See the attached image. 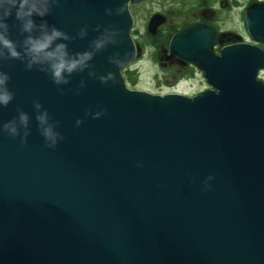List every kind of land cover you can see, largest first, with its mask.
Instances as JSON below:
<instances>
[{
	"label": "water",
	"instance_id": "obj_1",
	"mask_svg": "<svg viewBox=\"0 0 264 264\" xmlns=\"http://www.w3.org/2000/svg\"><path fill=\"white\" fill-rule=\"evenodd\" d=\"M129 1L0 0L18 53L0 42V264H264V49L214 54L216 31L192 23L169 51L211 87L131 88ZM244 17L264 41V1ZM61 55L76 66L56 77Z\"/></svg>",
	"mask_w": 264,
	"mask_h": 264
},
{
	"label": "flooded vegetation",
	"instance_id": "obj_2",
	"mask_svg": "<svg viewBox=\"0 0 264 264\" xmlns=\"http://www.w3.org/2000/svg\"><path fill=\"white\" fill-rule=\"evenodd\" d=\"M141 1L142 0L129 1V8L133 16V24L131 26L130 32L135 43V55L134 58L126 65V67H129V64H132V62L141 59L140 55L146 52L148 60L151 62L152 66H154L156 69H159L163 74L161 75L157 73V80L166 82L168 84H173L180 81L182 79L181 77L184 76L197 78L198 81L203 82L201 87L198 88L196 91H180L181 93L193 95L195 93H200L207 87H211V85L207 82L205 78L204 69L197 62L186 57L179 56L177 54H172L169 51V40L172 34L183 29L185 26L196 22L204 23L208 26H211L218 35L216 42L209 48L214 54H218L220 48L225 44L242 41L253 43L264 49L263 40L254 39L250 36L246 27L244 14L242 19V23L244 25L243 34H240L236 31L233 32L234 30H224L218 27L216 17L220 9L219 7L220 5H222V2L227 3L228 0H197V2L195 3L197 4V7H195L194 10L192 9L188 11L187 13H185L184 8V5H186V0H180L178 11L181 13L177 15L183 16L184 21L180 26L168 31H166V28L169 21L171 20V14L169 13L168 9L164 8H156L149 11L148 14H146L145 16V19L143 20V30H139L136 28L135 19L137 7L133 9L132 5L138 4ZM191 4L190 6L192 7L195 5L194 3L192 5ZM154 13H160L162 17L157 26L152 30L154 32H152L148 31L147 27L150 17ZM245 31L247 34L245 33ZM123 67L121 68V71ZM256 75L258 78L264 81V65L258 68Z\"/></svg>",
	"mask_w": 264,
	"mask_h": 264
},
{
	"label": "rangeland",
	"instance_id": "obj_3",
	"mask_svg": "<svg viewBox=\"0 0 264 264\" xmlns=\"http://www.w3.org/2000/svg\"><path fill=\"white\" fill-rule=\"evenodd\" d=\"M179 1L180 0H142L138 4L132 5L133 9L137 7L135 19L136 28L143 30V20L145 19L146 14L156 8L168 9L171 14V20L167 25L166 31L173 30L174 28L180 26L184 21V17L177 15L181 13L178 11ZM252 1L256 0H228L227 3L222 2L216 17L218 27L224 30H234L233 32L236 31L243 34L244 25L242 23V19L244 8ZM196 2L197 0H186V5H184L185 13L192 9L194 10L195 7H197V4H195ZM191 3H194L195 5L192 7L190 6ZM140 57L141 59L132 62V64H129V67H126L125 65L122 69L125 81L131 88L145 89L152 93H165L168 91L191 92L196 91L203 84V82L198 81L197 78L184 76L181 77L182 79L180 81L173 84L159 81L156 78L157 73L161 75L163 74L159 69L152 66L151 62L148 60L147 53H142Z\"/></svg>",
	"mask_w": 264,
	"mask_h": 264
},
{
	"label": "clouds",
	"instance_id": "obj_4",
	"mask_svg": "<svg viewBox=\"0 0 264 264\" xmlns=\"http://www.w3.org/2000/svg\"><path fill=\"white\" fill-rule=\"evenodd\" d=\"M6 27V26H5ZM26 30L30 28V24L25 26ZM56 36H59L58 32H53L52 35H44L42 38L39 39H32L29 38V43L31 45L30 51L33 53H41L49 46V43L54 39ZM0 42L4 44L5 47H7L10 50V53L13 57L18 56V53L16 52L14 46L12 45V42L4 37L3 34H0ZM62 47V46H61ZM49 57H53L56 55V53H47ZM76 66V62L73 61L71 63H68L64 60L63 56L61 55L59 57V61L57 63L53 64L54 68V74L56 77L61 76V72L67 69L69 72ZM0 83H3V80H0ZM11 100V94L8 92H2L0 93V103L7 104ZM43 119V118H41ZM27 117L21 116V121L26 122ZM11 131L13 133L16 132V128L13 126L11 128Z\"/></svg>",
	"mask_w": 264,
	"mask_h": 264
}]
</instances>
